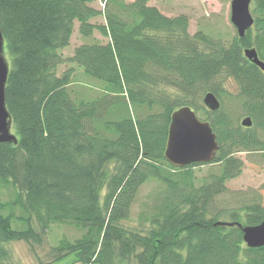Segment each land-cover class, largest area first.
<instances>
[{"label":"trees","instance_id":"16d2710c","mask_svg":"<svg viewBox=\"0 0 264 264\" xmlns=\"http://www.w3.org/2000/svg\"><path fill=\"white\" fill-rule=\"evenodd\" d=\"M147 1L0 0L15 135L0 144V264H16L11 242L41 245L52 225L83 234L60 240L51 261L36 264H264V247L250 249L238 227L216 225L260 224L264 194L236 208L215 204L241 174L236 154H264V73L244 55L252 48L264 62V0H251L254 24L244 38L235 31L227 39L191 35L187 15L166 17ZM99 17L105 24L93 22ZM75 23L81 38L97 31L108 41L84 43L64 59ZM224 79L238 87L251 127L225 113ZM208 92L216 112L200 103ZM181 107L210 123L219 147L208 163L217 167L199 183L194 169L205 164L178 168L164 158L170 117ZM147 181L158 187L140 223L127 227Z\"/></svg>","mask_w":264,"mask_h":264},{"label":"rangeland","instance_id":"374dc122","mask_svg":"<svg viewBox=\"0 0 264 264\" xmlns=\"http://www.w3.org/2000/svg\"><path fill=\"white\" fill-rule=\"evenodd\" d=\"M123 1L132 3L136 0ZM231 1L232 0H148L147 6L156 8L162 15L170 18L180 14L187 15L189 17L188 32L191 35L198 31H204L207 35L211 34L216 37L227 39L235 34V29L230 23ZM92 6L99 11H103L105 4L101 1H96ZM93 22L96 24H105L102 17L94 19ZM252 31L254 32L253 29ZM94 40L102 44H106L108 41L107 38L99 35L97 31L94 32L90 39L81 38L78 34V24L75 23L69 47L60 51V54L64 59L68 58L73 54L76 47ZM2 55L8 66L6 56L4 53H2ZM64 69H67L66 65L59 68L58 74ZM81 81L86 82L84 79ZM222 85L228 94L223 97L220 102L223 103L225 113L231 118L233 125L240 127V121L246 117V114L238 99L239 89L232 79H224ZM230 94L232 95L231 98ZM200 103L203 104L202 100ZM199 119L204 121L201 117ZM242 132L244 133L246 131L242 130ZM8 133L15 137L10 120ZM260 138L263 139V137ZM236 156L243 162V168L241 169V174L237 178L226 183L227 191L216 198L215 204L220 209L239 207V201L247 203L256 197L261 198L260 196L264 194V154L239 153L236 154ZM215 167L217 166L213 164H205L195 168L194 172L196 174L197 183H199L204 176L209 175ZM156 187H158V183L155 181H147L141 186L130 209L128 221L124 223L125 226L133 227L137 223H140L139 216L144 210L143 204L146 202L147 196ZM1 199H7V197L3 195V191L2 194H0V200ZM81 234H83L81 231L67 225H52L42 236L41 245H28L23 241H15L11 242L8 248L14 263L36 264L38 263V259L43 262L51 261V249H53L60 240L66 239L72 241L79 238ZM48 254H50V258ZM67 261L66 258L62 262L66 263Z\"/></svg>","mask_w":264,"mask_h":264},{"label":"water","instance_id":"95a60500","mask_svg":"<svg viewBox=\"0 0 264 264\" xmlns=\"http://www.w3.org/2000/svg\"><path fill=\"white\" fill-rule=\"evenodd\" d=\"M250 5L251 0L231 1L230 23L239 38H244L254 24ZM2 53L3 39L0 31V144L15 141V137L8 133L10 116L5 107L4 95L8 66ZM244 55L264 73V62L258 58L254 49H245ZM202 103L211 112L218 111L220 107L217 97L211 92L203 96ZM251 124L250 117L240 121V126L243 128H249ZM218 149L216 135L209 122L200 120L189 107H181L172 113L164 150V158L170 165L183 168L193 164H208L214 160ZM216 225L238 227L242 232L243 242L250 249L264 247V220L255 226L242 227L238 223L230 222H217Z\"/></svg>","mask_w":264,"mask_h":264},{"label":"flooded vegetation","instance_id":"af4514ba","mask_svg":"<svg viewBox=\"0 0 264 264\" xmlns=\"http://www.w3.org/2000/svg\"><path fill=\"white\" fill-rule=\"evenodd\" d=\"M246 117H248V116H246Z\"/></svg>","mask_w":264,"mask_h":264}]
</instances>
